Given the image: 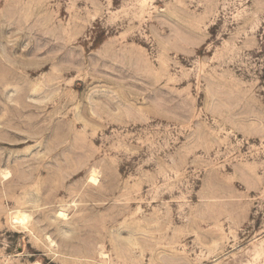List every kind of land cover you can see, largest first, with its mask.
Masks as SVG:
<instances>
[{
    "label": "rangeland",
    "instance_id": "obj_1",
    "mask_svg": "<svg viewBox=\"0 0 264 264\" xmlns=\"http://www.w3.org/2000/svg\"><path fill=\"white\" fill-rule=\"evenodd\" d=\"M0 264H264V0H0Z\"/></svg>",
    "mask_w": 264,
    "mask_h": 264
},
{
    "label": "bare ground",
    "instance_id": "obj_2",
    "mask_svg": "<svg viewBox=\"0 0 264 264\" xmlns=\"http://www.w3.org/2000/svg\"><path fill=\"white\" fill-rule=\"evenodd\" d=\"M5 176L7 177V178H9L10 177V172L9 171H7L6 173H5ZM90 182H93V183H97L98 182V178H97V175L95 174V173H93L91 176H90ZM59 216H61V217H66V211L65 210H63V209H61V211H59ZM14 219H15V222L16 223H23V224H26L28 221H29V219H30V214H28V213H26V212H24V211H21V210H18L17 212H16V215L14 216ZM52 242V241H51Z\"/></svg>",
    "mask_w": 264,
    "mask_h": 264
}]
</instances>
